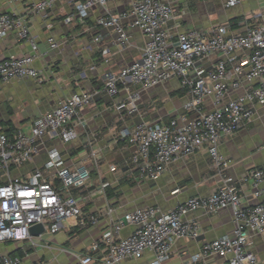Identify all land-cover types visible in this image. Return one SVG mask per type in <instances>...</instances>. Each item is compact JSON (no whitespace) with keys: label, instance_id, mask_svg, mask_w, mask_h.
<instances>
[{"label":"built area","instance_id":"built-area-1","mask_svg":"<svg viewBox=\"0 0 264 264\" xmlns=\"http://www.w3.org/2000/svg\"><path fill=\"white\" fill-rule=\"evenodd\" d=\"M54 1L39 0L21 14H0V38L12 33L17 40L31 46L28 55L0 61L1 82L40 79V72L33 66L37 47L30 33L28 16L45 13ZM67 1L74 3V15L80 23L93 9L104 8L107 3V0ZM236 4L237 0L226 2L227 7ZM128 16L132 20L124 26L122 19ZM173 17L172 0H132L126 13L96 20L97 26L114 30L119 51L129 47L130 29H138L147 39L139 59L105 75L102 91L113 97L122 86L127 95L115 105V110L130 117L139 113L141 90L179 79L186 89L188 100L184 110L190 117L183 115L168 123L152 125L140 122L118 132L119 140L135 148L127 165L128 177L136 182L156 180L173 161L188 158L204 148L219 177V185L209 195L190 197L168 211L149 206L125 213L79 257L80 264H121L141 259L145 253L153 256L149 264H163L170 259L175 241L196 239L200 234L198 223L184 221V216L197 210L213 214L224 209L232 212L233 235L204 243L195 260L215 255L225 259L224 264L258 262L257 256L248 249V242L251 232L264 236V202L241 207L240 190L226 174L228 161L220 154L219 144L224 136L235 134L251 122L256 104H264V23L247 25L236 33L230 31L228 24H221L179 33L172 41L165 26ZM70 20L71 17L66 19ZM98 41L95 38V42ZM47 44L52 50L61 46L53 37L47 39ZM102 54L109 52L103 49ZM214 58L217 61L211 69L203 68L205 61ZM242 81L246 83L243 93L226 100L228 94L242 87ZM93 96V92L82 90L59 102L53 111L36 118L28 132L17 130L11 135L0 134V173L8 176L13 168L31 162L46 137L59 139L64 144L76 140L78 128L84 127L83 111ZM207 99L211 100V110L203 109ZM86 145L92 147V141L88 140ZM110 170L117 172L113 166ZM89 177L87 168L66 166L61 153L51 148L43 166L26 179L8 178L0 184V243L29 241V229L36 224L43 225L44 232L50 234L60 230L63 220H75L79 228L95 226L112 210L107 208L95 215H84L81 203L70 194L72 189L83 187ZM247 178L252 181L253 196L260 197L264 167L250 169L245 175ZM105 187L103 184L102 188ZM126 226L133 230L121 237V230ZM19 263L18 257L0 253V264Z\"/></svg>","mask_w":264,"mask_h":264},{"label":"crops","instance_id":"crops-1","mask_svg":"<svg viewBox=\"0 0 264 264\" xmlns=\"http://www.w3.org/2000/svg\"><path fill=\"white\" fill-rule=\"evenodd\" d=\"M37 1L0 0V14H21ZM131 1L107 0L104 8L93 9L83 23L74 15V3L67 0H55L45 13L29 14L28 26L37 47L33 66L40 72V79L0 81V134L5 135L17 130L28 132L36 118L53 111L59 102L73 94L82 90L94 93L83 111L84 127L78 128L76 140L64 144L59 139L44 138L39 154L31 162L13 168L8 176L0 173V184L8 178L26 179L35 169L43 166L47 151L55 148L63 156L66 166L85 167L89 171L90 177L85 185L70 192L81 203L82 213L95 215L107 208L112 210L95 226L79 228L75 220H63L57 233L45 231L41 237L31 236L23 243L1 242L0 253L18 257L19 264H80L79 257L86 254L103 231L125 213L149 206L168 211L190 197L209 195L219 185V177L204 148L188 158L173 161L156 180L136 182L128 177L127 165L135 148L118 139L122 128L140 122L150 125L168 123L183 115L191 116L184 110L188 100L186 89L176 78L141 90L139 113L130 117L115 110V105L127 95L122 86L113 97L102 91L105 75L139 59L147 39L138 29H130L129 47L119 51L114 30L97 26L96 20L126 13ZM226 2L172 0L174 17L165 29L175 41L179 33L191 30L228 24L230 31L236 33L242 32L247 25L264 23V0H237L234 7H227ZM69 17L71 20L67 22ZM235 19L237 21L232 22ZM131 20L128 16L121 23L127 26ZM49 37L61 42V46L50 49L47 44ZM95 38L99 41L95 42ZM103 49H107L109 54L103 55ZM30 53V44L17 40L12 33L0 38V61ZM216 61L215 58L210 59L202 66L209 70ZM245 87L246 83L242 81V87L228 94L226 100L240 96ZM211 108V100L207 99L203 109ZM88 140L92 141V147H87ZM219 152L228 161L226 174L234 179L240 190L241 207L248 208L264 202V182L260 185L261 196L255 198L251 179H245L250 169L264 167V104L254 106V116L244 128L222 138ZM111 166L117 172H112ZM55 184L60 185L57 181ZM103 184H106L105 188H102ZM183 219L197 222L200 234L196 239L175 241L170 259L163 264H224L225 259L215 255L197 260L195 256L204 243L233 235L235 225L231 210L224 209L213 214L197 210ZM132 230V227L126 226L120 236L126 237ZM249 236L248 249L257 256V264H264V236L252 232ZM152 260L153 256L145 253L141 259L121 264H149Z\"/></svg>","mask_w":264,"mask_h":264},{"label":"water","instance_id":"water-1","mask_svg":"<svg viewBox=\"0 0 264 264\" xmlns=\"http://www.w3.org/2000/svg\"><path fill=\"white\" fill-rule=\"evenodd\" d=\"M44 233V227L41 224H36L33 225L30 229H29V234L31 236H39L40 234Z\"/></svg>","mask_w":264,"mask_h":264},{"label":"trees","instance_id":"trees-1","mask_svg":"<svg viewBox=\"0 0 264 264\" xmlns=\"http://www.w3.org/2000/svg\"><path fill=\"white\" fill-rule=\"evenodd\" d=\"M236 21H237V19H235V20H232V22H236ZM232 27H234V25H233Z\"/></svg>","mask_w":264,"mask_h":264}]
</instances>
